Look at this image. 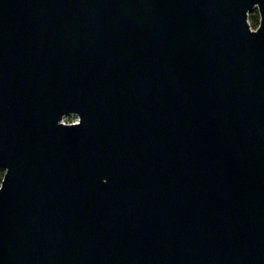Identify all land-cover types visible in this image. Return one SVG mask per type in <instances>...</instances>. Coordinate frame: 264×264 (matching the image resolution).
Here are the masks:
<instances>
[{"label": "water", "instance_id": "water-1", "mask_svg": "<svg viewBox=\"0 0 264 264\" xmlns=\"http://www.w3.org/2000/svg\"><path fill=\"white\" fill-rule=\"evenodd\" d=\"M0 168V264H264V0H0Z\"/></svg>", "mask_w": 264, "mask_h": 264}, {"label": "trees", "instance_id": "trees-1", "mask_svg": "<svg viewBox=\"0 0 264 264\" xmlns=\"http://www.w3.org/2000/svg\"><path fill=\"white\" fill-rule=\"evenodd\" d=\"M249 21L253 28H256L259 24V13L257 9H254L249 14ZM4 176V169L0 168V183L2 181V178Z\"/></svg>", "mask_w": 264, "mask_h": 264}, {"label": "rangeland", "instance_id": "rangeland-1", "mask_svg": "<svg viewBox=\"0 0 264 264\" xmlns=\"http://www.w3.org/2000/svg\"><path fill=\"white\" fill-rule=\"evenodd\" d=\"M74 120H77V116L69 115L67 118H65V122H72Z\"/></svg>", "mask_w": 264, "mask_h": 264}, {"label": "built area", "instance_id": "built-area-1", "mask_svg": "<svg viewBox=\"0 0 264 264\" xmlns=\"http://www.w3.org/2000/svg\"><path fill=\"white\" fill-rule=\"evenodd\" d=\"M64 120H65V119H64ZM74 121H76V120H74ZM74 121H73V122H74Z\"/></svg>", "mask_w": 264, "mask_h": 264}]
</instances>
